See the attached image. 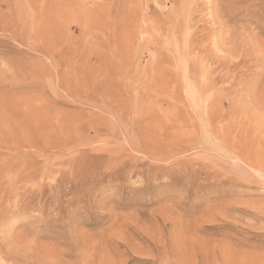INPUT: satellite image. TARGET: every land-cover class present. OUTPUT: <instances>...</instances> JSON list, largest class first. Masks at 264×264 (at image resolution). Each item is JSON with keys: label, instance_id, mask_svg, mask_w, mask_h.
<instances>
[{"label": "rangeland", "instance_id": "374dc122", "mask_svg": "<svg viewBox=\"0 0 264 264\" xmlns=\"http://www.w3.org/2000/svg\"><path fill=\"white\" fill-rule=\"evenodd\" d=\"M0 264H264V0H0Z\"/></svg>", "mask_w": 264, "mask_h": 264}]
</instances>
